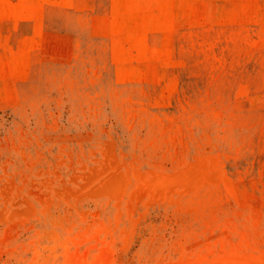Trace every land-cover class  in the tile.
Segmentation results:
<instances>
[{
  "label": "rangeland",
  "instance_id": "1",
  "mask_svg": "<svg viewBox=\"0 0 264 264\" xmlns=\"http://www.w3.org/2000/svg\"><path fill=\"white\" fill-rule=\"evenodd\" d=\"M0 264H264V0H0Z\"/></svg>",
  "mask_w": 264,
  "mask_h": 264
}]
</instances>
